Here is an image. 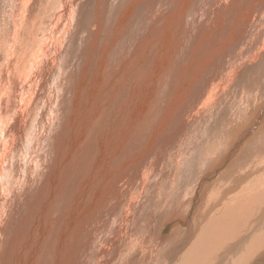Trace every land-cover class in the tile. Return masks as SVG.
Masks as SVG:
<instances>
[{
    "label": "bare ground",
    "instance_id": "obj_1",
    "mask_svg": "<svg viewBox=\"0 0 264 264\" xmlns=\"http://www.w3.org/2000/svg\"><path fill=\"white\" fill-rule=\"evenodd\" d=\"M262 120L264 0H0V264H264Z\"/></svg>",
    "mask_w": 264,
    "mask_h": 264
},
{
    "label": "rangeland",
    "instance_id": "obj_2",
    "mask_svg": "<svg viewBox=\"0 0 264 264\" xmlns=\"http://www.w3.org/2000/svg\"><path fill=\"white\" fill-rule=\"evenodd\" d=\"M39 34V33H38ZM264 124V120H262V122H261V124L260 125H263ZM235 157H237V156H235ZM264 173V170L263 171H261V172H254V173H252L249 177H248V179L246 180V182H249V181H252V178H253V175L254 174H263ZM213 182H215V181H213ZM212 182V183H213ZM214 184V183H213ZM244 185V184H243ZM241 186H242V184H241ZM210 189V187L209 186H207L206 187V192H205V194L203 195V196H206L207 197V195H208V193H209V190ZM208 191V192H207ZM229 192H230V188H229ZM203 196H202V202L200 203V202H198V203H200V204H202L203 203V201H205V199H206V197H204L205 199H203ZM226 196H229L228 194L226 195ZM198 206H199V204H197ZM197 207V206H196ZM194 208V210L195 209H197V208ZM193 209V208H192ZM198 213H195V216H193L192 218H191V220H193L194 219V217H196V215H197ZM208 221H209V214L207 215V217L201 222V223H199V224H197V225H195L192 229H191V231L189 232V234H188V243L184 246V247H182L181 249H178V250H174L173 251V256L175 257L176 256V254L177 253H180V254H184L187 250H188V248H189V246H190V243L191 242H193L194 241V239H195V236L202 230V228L203 227H205L207 224H208ZM179 224H180V222L179 223H176L175 225H176V227H178L179 226ZM171 230H172V228H170V230H167L165 233H163L164 235H167V236H171L172 234H171ZM259 234H261V233H259ZM172 240V238L171 239H169L166 243H168V242H170ZM147 247H150V246H148V245H146ZM263 248H264V245H261V247H260V251H258L259 249H256V250H254L253 251V253L254 254H259V258H261L263 255H264V252H263ZM258 252V253H257ZM222 254V253H221ZM221 264H223V263H221Z\"/></svg>",
    "mask_w": 264,
    "mask_h": 264
}]
</instances>
